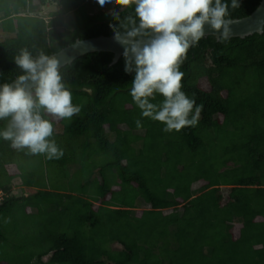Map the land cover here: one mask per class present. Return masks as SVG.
<instances>
[{"label":"trees","instance_id":"16d2710c","mask_svg":"<svg viewBox=\"0 0 264 264\" xmlns=\"http://www.w3.org/2000/svg\"><path fill=\"white\" fill-rule=\"evenodd\" d=\"M86 1L0 0V85L23 74L14 62L21 49L50 56L114 36L118 21ZM260 2L240 0L229 18ZM128 15L134 6L119 12ZM112 58L90 53L60 69L81 107L70 121L43 114L62 158L0 138L6 264H264V28L225 43L207 36L188 50L181 90L203 111L179 132L142 117L130 95L135 73Z\"/></svg>","mask_w":264,"mask_h":264},{"label":"clouds","instance_id":"9594fccd","mask_svg":"<svg viewBox=\"0 0 264 264\" xmlns=\"http://www.w3.org/2000/svg\"><path fill=\"white\" fill-rule=\"evenodd\" d=\"M103 7L113 5L110 14L118 21L110 25L114 40L123 46L125 72H134L130 95L142 117L165 125L163 131L179 132L195 127L203 105L181 89L184 72L180 69L188 50L205 37L209 26L219 43L231 39L229 8L240 0H96ZM135 15L120 19L119 12L132 9ZM119 9V11H117ZM14 62L22 71L12 83L0 85V120L7 126L0 138L10 141L17 151L45 155L59 160L63 150L52 138L53 124L47 114L58 120H71L81 111L72 103V93L64 83L60 61L40 51L33 56L21 49ZM91 91V90H89ZM159 94L161 104L151 101ZM136 127H142L136 120Z\"/></svg>","mask_w":264,"mask_h":264},{"label":"water","instance_id":"95a60500","mask_svg":"<svg viewBox=\"0 0 264 264\" xmlns=\"http://www.w3.org/2000/svg\"><path fill=\"white\" fill-rule=\"evenodd\" d=\"M232 21L231 38L238 37L242 39L253 34H262L264 28V0H261L259 6L249 16L241 19H232ZM204 31L205 37L213 36L217 39L209 26H205ZM95 52L111 53L113 55L111 64H114L120 59V57H123V46L114 40V36H99L85 40H76L74 44L63 48L59 52L50 56H55L60 61V66L62 68L66 65H70L73 61L83 55ZM122 248L123 247L121 246L120 250H122ZM47 259L48 258L46 257L44 261Z\"/></svg>","mask_w":264,"mask_h":264},{"label":"rangeland","instance_id":"374dc122","mask_svg":"<svg viewBox=\"0 0 264 264\" xmlns=\"http://www.w3.org/2000/svg\"><path fill=\"white\" fill-rule=\"evenodd\" d=\"M85 5H86V8H87V11H89V12H92V11H96L97 9H98V4L96 3V0H87L86 1V3H85ZM96 6V8H94V6ZM112 7H113V5H111V4H106V5H104L103 7H99V9L100 10H105V11H107V12H109V10L110 9H112ZM51 12V8H49V6H47L46 7V9H44V10H42L41 11V16L42 17H44L45 19H48V15H49V13ZM9 169V173L10 174H13L14 173V171L12 170V168H8ZM19 193H20V191H19ZM2 230L3 231H6L5 230V227H4V225H3V227H2ZM10 230V229H9ZM23 233H26V234H29V233H31V231H24ZM6 234V233H5ZM22 234H20V236H17V235H15L14 233L12 234V236L14 237V239L15 238H17V237H19L18 239H19V241H21V238H22V236H21ZM13 237H10V241L11 240H13ZM30 237H34V238H36L37 237V234L36 233H34L33 235H31ZM23 242V241H22ZM9 245L10 244H5V243H3V242H0V264H6V261H5V256H6V250H7V248L9 247ZM113 250H120L121 249V246L120 245H118V244H114V245H112V247H111Z\"/></svg>","mask_w":264,"mask_h":264}]
</instances>
